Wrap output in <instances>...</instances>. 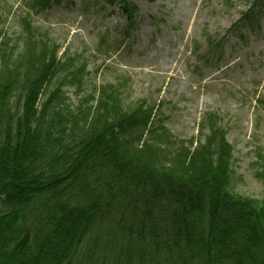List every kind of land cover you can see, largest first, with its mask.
Returning a JSON list of instances; mask_svg holds the SVG:
<instances>
[{
	"label": "trees",
	"instance_id": "16d2710c",
	"mask_svg": "<svg viewBox=\"0 0 264 264\" xmlns=\"http://www.w3.org/2000/svg\"><path fill=\"white\" fill-rule=\"evenodd\" d=\"M60 1L21 0L0 41V264H264V206L228 192L214 113L184 143L112 85L69 103L85 67L33 20Z\"/></svg>",
	"mask_w": 264,
	"mask_h": 264
},
{
	"label": "rangeland",
	"instance_id": "374dc122",
	"mask_svg": "<svg viewBox=\"0 0 264 264\" xmlns=\"http://www.w3.org/2000/svg\"><path fill=\"white\" fill-rule=\"evenodd\" d=\"M20 1L0 0V41L18 43ZM254 1L126 0L128 19L118 5L62 0L33 20L85 67L70 103L114 85L126 110L152 109L184 143L214 113L231 148L228 192L264 206V2L238 26Z\"/></svg>",
	"mask_w": 264,
	"mask_h": 264
},
{
	"label": "bare ground",
	"instance_id": "6f19581e",
	"mask_svg": "<svg viewBox=\"0 0 264 264\" xmlns=\"http://www.w3.org/2000/svg\"><path fill=\"white\" fill-rule=\"evenodd\" d=\"M66 57H71V56H69V55H66ZM67 97V96H66ZM68 98V97H67ZM68 100H69V98H68ZM69 103H70V101H69ZM72 106H76V105H74V104H72V103H70ZM78 104V103H77Z\"/></svg>",
	"mask_w": 264,
	"mask_h": 264
}]
</instances>
